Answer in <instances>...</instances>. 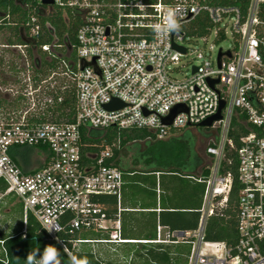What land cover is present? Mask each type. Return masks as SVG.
I'll return each mask as SVG.
<instances>
[{
	"label": "built area",
	"instance_id": "2783aa9c",
	"mask_svg": "<svg viewBox=\"0 0 264 264\" xmlns=\"http://www.w3.org/2000/svg\"><path fill=\"white\" fill-rule=\"evenodd\" d=\"M31 1L43 16L72 12L79 26L75 44L59 43L52 25L31 15L26 23L29 38L38 40L46 29L52 31V43L40 48L48 59L65 57L61 68L45 75L41 62L31 60L28 44L0 40V60L8 64L0 73V94L8 103L0 107V219L6 198L13 196L22 204L25 224L33 215L68 255L89 245L101 264L106 261L97 245L115 250L128 243H190L187 264H264V0H242L244 5L207 0ZM138 3L145 5L143 10ZM169 6L187 10L182 31L157 37L151 26L165 22ZM189 32L206 43L211 36L220 42L230 34L231 44L220 47L213 58L214 45L206 51L186 44ZM12 52L14 72L12 61L5 63ZM187 55H194L196 62L179 79L175 65ZM71 88L74 121L55 119L53 109ZM114 100L123 107L107 109ZM222 102V118L209 126L219 130L218 140L207 148L213 159L210 173L196 178L205 184L197 229L178 231L158 224L154 240L125 238L120 206L125 173L112 160L119 141L110 145L104 140L97 150L86 152L83 129H145L164 139L200 127L219 112ZM177 105L183 110L165 124L163 119ZM26 149L40 160L39 166L22 163L19 155ZM233 152L226 167V155ZM103 196L117 198L115 217L101 202ZM213 219L222 220L232 233L227 239H206ZM88 232L101 236L82 237Z\"/></svg>",
	"mask_w": 264,
	"mask_h": 264
},
{
	"label": "trees",
	"instance_id": "16d2710c",
	"mask_svg": "<svg viewBox=\"0 0 264 264\" xmlns=\"http://www.w3.org/2000/svg\"><path fill=\"white\" fill-rule=\"evenodd\" d=\"M212 4L244 5L242 0H207ZM32 14L41 17L42 24L49 22L59 43H76V32L79 20L72 12L64 14L62 10H56L50 15L43 16L41 9L30 0H0V34L5 30L9 32L6 38H1L3 43L11 45L28 44V52H37V62H41L42 74L49 70L61 68L62 59L58 57L48 59V55L40 46L53 41L52 31L45 30V34L36 40L29 38L27 21ZM45 29V28H44ZM41 52V53H40ZM75 52H71L74 58ZM15 58V56H14ZM2 61L0 60V73ZM10 69L14 72V62L10 63ZM6 99L0 94V107L7 106ZM10 106H13L10 104ZM75 94L71 88L64 94V102L53 109L52 117L74 121ZM54 119V118H53ZM202 132L201 128H197ZM83 141L86 143L85 151L97 150L103 141L113 145L118 143L120 148L114 147V157L117 166L123 170L125 184L122 190L120 206H124V192L146 197L157 198V189L161 191V208L157 213L152 207L147 213L142 211L136 217H130L131 213L123 210L121 213L123 224V236L134 240L156 239L158 224L168 226L171 230L187 231L198 227L200 207L205 191V184L198 182L196 178L208 177L209 165L197 151V138L192 128L180 133L174 132L167 138L158 139L151 131L145 129L124 130L118 132L110 129L107 132L97 129H83ZM204 133V132H202ZM209 137V134L205 133ZM238 143V138L233 136ZM96 144V146H93ZM31 151V149H26ZM25 150V151H26ZM235 157L234 152L226 155L224 165L227 167L228 157ZM234 162H236L234 160ZM236 171V164L231 166ZM159 173V176H157ZM144 185V186H143ZM167 203H166V202ZM101 202L107 207L111 217H115L118 211V201L115 196H103ZM25 230V231H24ZM90 234L92 239L101 235L94 232ZM222 220L213 219L206 227L207 240H223L231 235ZM83 237V236H82ZM88 238V237H84ZM46 245H55L60 250L62 264H69V255L60 245L51 240L42 229L33 215H29L22 230L14 235L4 236V245L0 249V264H26L29 252L37 249L43 252ZM126 246H139L134 257L140 258L141 264H187L192 245L190 243L155 244V243H128ZM71 247V245L69 246ZM183 248V249H182ZM131 251V249H130ZM72 255L87 258L89 264H101V258H96L89 245H83L79 250H71ZM105 264H115L112 261ZM135 264V263H134Z\"/></svg>",
	"mask_w": 264,
	"mask_h": 264
},
{
	"label": "rangeland",
	"instance_id": "374dc122",
	"mask_svg": "<svg viewBox=\"0 0 264 264\" xmlns=\"http://www.w3.org/2000/svg\"><path fill=\"white\" fill-rule=\"evenodd\" d=\"M198 23L197 25H199ZM9 35L8 31H4L3 33L0 34V40L2 41L1 38H6ZM188 36L191 38L186 41V44L189 47L192 48H201L203 50L209 51L211 45H214V48L212 49V56L215 58V56L218 53V50L220 47H223L224 49H227L230 44H231V35L228 34V38L216 42L214 41V37L211 36L208 38L207 43L203 42L199 37L194 36V33H188ZM8 52V51H7ZM10 52V51H9ZM41 53V52H40ZM10 56H7V60H5V63H7L9 60L12 62L15 61V54L16 52L10 53ZM10 57V58H9ZM39 54L37 52H32V57L31 60L33 61L34 58L38 59ZM48 57V56H47ZM195 56L194 55H187L185 57H182L180 62L175 65V76L179 79H182L189 75L191 71L190 65L192 63H195ZM8 64H2L1 69H7ZM4 72V70H3ZM12 77V75H11ZM197 128H201L202 132H199ZM196 138H197V151L199 155L204 159V162L207 165H211L213 162V159L207 154V148L209 147V144L213 141H217L219 136V130L215 131L211 127H193L192 128ZM182 131L176 132L180 133ZM205 133L209 134V137L205 136ZM30 153V151H29ZM28 152L26 153L27 158L31 156ZM35 155L32 154V159L30 158L29 160L33 164V166H39L40 165V160H37ZM16 201V198L13 196H8L6 198V204L4 205L3 212H2V217L0 219V224H5L6 225V235H12L16 232V230H22L24 227V212H23V207L22 204L18 201ZM4 222V223H3ZM83 237H88L91 238L92 235L86 234L82 235ZM83 247V246H82ZM139 246H126V245H121L117 246L116 249L114 250L111 246H104V245H97L96 249L102 254V258L106 262L112 261L115 264H141L142 261H140V258L134 257L136 255V251L134 252L132 249H138ZM1 249V245H0ZM131 249V251H130ZM183 249V248H182ZM131 255L132 260L129 262V256Z\"/></svg>",
	"mask_w": 264,
	"mask_h": 264
},
{
	"label": "clouds",
	"instance_id": "9594fccd",
	"mask_svg": "<svg viewBox=\"0 0 264 264\" xmlns=\"http://www.w3.org/2000/svg\"><path fill=\"white\" fill-rule=\"evenodd\" d=\"M137 7L143 8L145 5L138 3ZM187 10L180 6H169L164 17V23H156L151 26L153 33L157 36L180 34L182 31V19L186 15ZM167 49H165V53ZM164 53H162L163 55ZM53 228L48 229L52 231ZM66 247V246H65ZM26 264H62L60 250L55 245H46L43 252L39 249L29 252L26 257ZM69 264H89L88 259L69 255Z\"/></svg>",
	"mask_w": 264,
	"mask_h": 264
},
{
	"label": "crops",
	"instance_id": "0c3cea01",
	"mask_svg": "<svg viewBox=\"0 0 264 264\" xmlns=\"http://www.w3.org/2000/svg\"><path fill=\"white\" fill-rule=\"evenodd\" d=\"M27 152L29 153V151L26 150L23 154L19 155V158L22 161V163H24L26 165V167L30 168V167H33V164L29 160L30 158L32 159V157H31L32 151H30L29 154L31 156H29L28 158L26 156ZM34 167H37V166H34ZM157 176H159V173H157ZM123 200H124V205H123L124 207L123 208L121 207V208L126 212V214L131 213L130 217H136L137 214L140 213L141 211L143 213H147L151 210V209H141L142 206L152 207L154 209V211H156L158 213L160 211V208H161V191L159 189H157V198L155 199V198L146 197L143 193H140L139 195H135L133 193H129V191L126 190V192H124V199ZM6 229L7 228H6L5 224H3V225L0 224V236L2 238H4V236H6V234H7L6 232H8V231H6ZM20 231L21 230H16V232L14 234H16ZM14 234H12V235H14ZM1 248H2V246H1Z\"/></svg>",
	"mask_w": 264,
	"mask_h": 264
},
{
	"label": "water",
	"instance_id": "95a60500",
	"mask_svg": "<svg viewBox=\"0 0 264 264\" xmlns=\"http://www.w3.org/2000/svg\"><path fill=\"white\" fill-rule=\"evenodd\" d=\"M43 3L45 4H48V3H53V0H44ZM174 48L180 50L181 52H185V48L184 47H181V46H177L175 44H173ZM222 56V52L220 51L219 53V63H220V58ZM87 64V62H84V65L83 67ZM119 107H123V103L117 101V100H114L112 101L111 103L107 104L106 105V108L107 109H116V108H119ZM224 107V102H222V105L220 107V110L217 114H215L214 116L210 117L209 119L205 120L204 122H202L200 124V127H209L213 124L214 121L216 120H219L222 118V115H221V109ZM183 105H177L174 107V109L171 111L170 115H168L167 117H165L163 119V122L165 124H171L174 117L176 116V114H178L179 112H181L183 110Z\"/></svg>",
	"mask_w": 264,
	"mask_h": 264
}]
</instances>
